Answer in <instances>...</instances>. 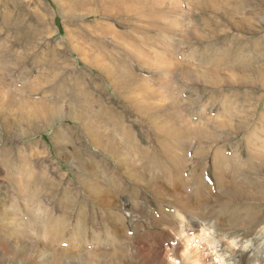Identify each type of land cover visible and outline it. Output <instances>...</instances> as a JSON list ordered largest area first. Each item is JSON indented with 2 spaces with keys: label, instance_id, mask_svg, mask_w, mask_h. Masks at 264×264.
<instances>
[{
  "label": "rangeland",
  "instance_id": "rangeland-1",
  "mask_svg": "<svg viewBox=\"0 0 264 264\" xmlns=\"http://www.w3.org/2000/svg\"><path fill=\"white\" fill-rule=\"evenodd\" d=\"M229 1L216 2L228 3L235 8L232 14L224 15L210 8L206 9L209 11L196 8L189 11L187 0H179L181 14L175 15L177 21L173 20L174 17L169 21V15L161 16L158 21L162 28L174 24V34L178 35L170 36L168 31L162 33L152 27L153 21L148 18H136L130 14L111 15L113 12L100 14L97 4L91 6L94 12L87 13V3L76 8V2L70 1L76 11L70 18L61 7L62 0H0V90L13 92L18 102L19 99L30 101L29 110L33 108L34 112L33 102L59 105L56 101V95L61 91L58 83L64 78L68 88L72 86L79 90L84 87L89 92L86 103L91 105L85 110L80 105L77 110L96 117V108L102 105L105 113L98 129L106 134L104 139H112L113 143L124 147L122 151L132 157L130 160H134L137 171L160 177V185L165 192L168 191L157 199L146 187L133 182L112 157L91 143L77 119L62 117L46 126L38 122V127L34 123L38 130L30 129L19 122L18 102L15 101L7 113L16 130L5 132L0 121V200L4 203L0 205V209L3 208L0 217L7 218L0 220L3 222L0 224V242L8 243L14 250L23 247L27 253L24 252L32 254V257L4 254L0 246V264H86L81 258L86 252H96L101 256L99 259L110 256L107 264H117L113 255L119 249L124 247L131 251L137 246L150 248L157 255L130 252L131 255L127 256L125 253L126 257H118L123 264H181L180 252L176 256L169 253L167 258L157 252L176 246L196 248L198 264H264V202L229 200L222 195L228 183L238 181L236 185L247 187L248 180L264 176V170L259 169V161L256 163V156L264 157V87L258 85L259 80L251 75L252 79L245 80L253 82L250 85H222L217 88L186 81L181 77V70L164 68L169 72L155 71L139 66L128 48H119L109 36L99 40L95 35L116 32L126 36L136 34L140 41L151 39L154 44L172 42L171 50L178 63L192 69L203 68L205 72L210 71L208 69L212 65L206 64L213 59L221 60L216 66L222 71L249 64L247 71L254 72L253 68H258L264 72V4L259 0ZM167 2L160 3L162 6L158 5V9H170ZM192 32L201 35L197 34L199 37L196 38L190 34ZM153 50L157 53L153 55L151 50L148 55L153 61H160L161 54L167 57L170 53L160 47ZM93 56L106 58V61L115 57L118 65L128 66L136 77L148 79L149 85L159 89L167 103L160 106L162 111L155 116H167L172 112L170 103L178 101L184 120L196 128H207L215 137L199 140L174 117L166 120L173 124L172 129L183 130L184 133L180 132L186 138L189 135L188 142L183 144L180 140L174 144L172 139L157 134L151 124L136 116L127 101L124 102V96L130 100L132 94L128 90L115 91L101 71L88 64L87 58L92 59ZM163 80L169 81L172 89L161 83ZM148 95L151 97L149 92L145 97ZM78 98L80 103L84 101V95ZM155 103L164 104V101L157 99ZM66 106L61 105L62 108ZM27 109L25 107L23 112ZM112 113L113 118L110 117ZM238 121L244 126L239 131L227 127L237 125ZM216 122L227 125L216 128ZM121 128L127 133L124 135L126 142L120 138ZM55 135L63 139L61 144L56 143ZM162 145L181 148L185 152L186 163L182 168L171 164ZM133 148H138L142 155H131ZM219 151L234 161L217 164L215 169V156ZM251 166H255L253 171ZM30 168L47 183L46 188L38 187L43 192L41 202L40 199L35 202L32 190L17 194L15 184L7 178L12 176L23 180ZM218 168L228 173H224L228 183L222 181L220 188L217 177L223 180V176L217 174ZM234 169L236 174L229 175ZM77 173L86 179L95 174L106 192L100 195L101 199L104 196L105 202L108 200L110 203L105 205L94 201L79 184ZM180 175L178 186H169L170 179ZM191 180L194 185L185 190V182L191 184ZM20 188L24 189L23 183ZM47 192L51 196L44 195ZM178 192L192 198L193 212L189 209L192 214L188 215L185 213L187 209L174 203L173 193ZM220 196L222 199L216 201L215 198ZM250 209L261 213V217L250 228L244 229L246 222L237 219L242 220ZM220 212L223 222L215 223L212 214L217 217ZM163 214L171 217V221L163 223ZM229 215L235 216L231 218ZM225 218L232 227H226ZM56 226L59 239H45L48 236L46 232ZM13 229L19 234L14 235L17 231ZM23 230L26 232L24 235L21 233ZM37 241L38 244H31Z\"/></svg>",
  "mask_w": 264,
  "mask_h": 264
},
{
  "label": "bare ground",
  "instance_id": "bare-ground-1",
  "mask_svg": "<svg viewBox=\"0 0 264 264\" xmlns=\"http://www.w3.org/2000/svg\"><path fill=\"white\" fill-rule=\"evenodd\" d=\"M70 1L76 2L75 3L76 8H81L82 4L87 3L89 6V9H87V13L94 12V10L92 9L91 6L94 7L95 4H97L98 10L100 9V12H99L100 14L102 13L105 15H109V14H111V12H113L114 14H111V15H117L118 16V14H120V15L121 14H125V15L130 14L131 16H135L136 18H142V19L148 18V20L151 19L153 21V24L151 23V26L157 30H160V32L164 33V31H168L170 33V36L178 35V34H174L175 33L173 30L174 24L171 23L172 26H170L168 24L165 28H162V26L158 25V21L160 20L159 18L161 16L165 18L166 16L168 17V15H169V17H168L169 21L171 18L173 19V17H174L173 20L177 21L175 19V15L181 14V9L179 7V0H166L171 5V8L167 9L164 7L165 9L162 8L160 10L158 9V5H161L160 3H162V2L165 3V0H96L95 4H94V2L91 3L90 0H62V6H61L62 9L64 10V12L67 16L72 18L75 16L76 11H75V9H73V6L70 5ZM217 1L218 0H187V5L189 6V11H191L194 8H196L200 11H209L206 9L210 8L211 11H214V12L219 13V14L222 13L224 15H228V13L232 14V12L235 11V8L232 7L231 5L229 6L228 3L218 4V3H216ZM226 1L230 2L229 0H226ZM234 1H236V0H234ZM251 1L253 2L254 0H251ZM259 2H263V4H264V0H259ZM144 12H146L145 15H144ZM233 16H231V19H233ZM234 18H235V16H234ZM190 34L196 38L199 37L197 34L201 35L200 33H193V32ZM95 35L99 40H103L109 36V38H111L112 40H114L118 44L119 48H128L130 50L131 54H133L135 56L134 58L137 60V63L139 66H142L145 68H153L155 71L166 70L164 68H172L173 71H174V69L175 70H181V72H182L181 77L183 80H186V81L198 82V83H201L205 86L206 85L213 86L214 88H217L218 86H222V85L223 86H232V85L237 86L238 84H240L241 86H244V85H250V83H253V82H248L245 80H250V77L252 79L251 75H255L256 79L259 80V81H257L258 85H260L261 87H264V72L258 68H253L254 72L247 71V68H250L249 64H244L239 69L237 67L236 68L232 67L228 71H226V70L222 71L221 69H219L216 66L217 63H221V60L213 59V61L211 60L210 63L208 62L206 64V65H212L208 69L210 71L205 72L203 70V68L192 69L191 67H185V66L181 65L180 63H178L174 58V55L172 53L173 51L171 50L172 42H170V43L167 42L166 44H163L162 42H160L159 44H154V42L151 39L148 41H146V40L140 41V38L136 37V34H133V36H131V34H128V36H126L124 34H118L116 32H113V34H112V32L110 34H105L104 32H100V34H95ZM138 35H140V34H138ZM158 47H160L161 49H168V51L170 53H168L167 57H165V54H161V56H159L160 61H156V60L153 61L150 59V57L148 55L151 54L150 53L151 50L153 51L152 53L154 55L156 51H154L153 49L154 48L158 49ZM155 56H153V57H155ZM169 58H171L172 60ZM87 59H88L87 62L90 66H93L95 69H97V70L99 69L101 71L103 76L110 82V84L113 86L115 91L122 92V91L128 90L132 94V97H130V100H128V98H126L125 97L126 95H125L123 98L124 102L127 101V103L131 106V109L136 113V116H141L142 118H144L145 121H147L149 124H151L153 126V128L155 129V132L157 134H160L162 136H165L166 138L172 139L174 144L177 142H180V140L182 141L181 143H183V144L187 143L189 135L186 138L185 135H183L181 133V132L184 133L183 130H180L181 131L180 132L179 130L172 129L171 126L173 124H171L169 122V120H166V118L170 119L171 117H174V118H177L179 120L180 124L183 123L186 125L187 131L189 134H191V135L196 134L198 136L199 140L206 141V140H211L215 137L213 134H211V132L207 128H205V127L202 129L196 128V126L193 125L191 122H189L188 120H184L182 118V112L183 111L178 106L179 105L177 103L178 101H172L170 103V106L172 107V112L169 114H166L167 116H165V117L155 116V115H158L160 113V111H162L161 107H163V105H165V103H167L163 99L164 95L161 94L162 92L159 91V89L153 88L152 85H149L148 79H147L148 80L147 81V80H144L145 78L141 79V78L136 77L134 75L133 71L130 68L128 69V66L118 65L116 63L117 59L115 57L110 58V60H108V61H106V58L98 57V56L97 57L93 56L92 59L91 58H87ZM157 59H158V57H157ZM215 61H217V62H215ZM214 66H216V68ZM51 69H52V67L50 68V70ZM167 72H169V71H167ZM54 75H56V74H54ZM66 83L67 82H66L65 78L58 83L61 91L59 92L58 95H56V94L55 95L57 96L56 101L59 102V105H57V104H55V105L49 104L48 105L45 102H39V101L33 102L32 104L34 107V112H33V108H32V110L31 109L29 110V104L28 103L30 101L28 102V101H25L23 99H19V102H18V101H16V98L13 95V92H10L9 90H7V91L6 90L5 91L0 90V121H1L2 127L4 128L5 132L7 131L8 133H11L14 130H16V127L14 126L13 122L10 121L11 118L9 117V114L7 113V109L10 108L12 105L16 104L15 101L18 102L17 103V106H18L17 112H19L21 114V116L19 114V117H20L18 119L19 122H22V124H26L32 130H38L39 129V128H37L38 122L42 123V126H46L50 122H52L53 120H56L59 118L61 119L62 117H71L73 119H77L78 124L81 127V130L84 132L85 135H87V138H89L91 143L96 148L104 151L110 157H112L122 167L125 174H127L132 179L133 182L139 183V184L143 185L144 187H146V189H148L152 194H154L157 199L162 198L168 191L165 192V189L160 185L161 181H159V179H161V178L158 177L159 178L158 179V178H156L154 176H150L148 174L144 175V174L139 173L135 167V164L133 163L134 160H133V162L130 160L132 157L130 158V155H128L122 151L124 149V147H119L117 144L112 142V139H110V140L108 138L104 139L106 134L102 130L98 129L101 126V124H99V122L103 121V119H104V113H105L104 107L102 105H100L99 107L96 108V110H97V116L96 117L94 115H91V113H89V112L77 110V107L80 105L84 107V110L87 109V107L91 105L89 102L86 103V97L88 96L89 92L84 87H80L79 90H77L78 88H75L72 86H71V88H68L67 87L68 83L67 84ZM161 83H163L165 85L168 84L169 89H172V86L169 83V81L163 80V81H161ZM74 85H75V83H74ZM75 86H77V85H75ZM147 92L150 93L151 97L149 95H148L149 96L148 98L145 97ZM81 95H84V101L82 103H80V100L78 98ZM165 98H166V96H165ZM157 99L163 100L164 104L155 103ZM186 103H188V101ZM62 104H67V106L65 108L64 107L62 108L61 107ZM25 107H27L28 109L24 113L23 109ZM28 110L32 111V114H28V112H29ZM113 115H114L113 113L110 114V117L113 118ZM25 116L30 117L31 119L25 118ZM34 123H36L37 127L34 125ZM175 123L176 122L174 121V125H176ZM226 125L227 124L220 123V122L215 123L216 128L217 127L223 128ZM241 125H242V122L238 121L237 125L236 124H234L232 126L227 125V127H229L230 129H233L234 131H239L242 127H244ZM202 131H205V133L202 134L201 133ZM116 132H117V130H116ZM185 132H186V130H185ZM119 134H121L120 135L121 140L126 142L127 137H125L124 135H126L127 133L125 134V132L122 129ZM55 136H57V135H55ZM55 138H56V140L55 139L54 140L56 141V143L61 144L63 142V139L60 136L59 137L57 136ZM208 138H210V139H208ZM162 148H163V152H164L165 156L170 159L171 164L175 165L178 168H182L184 166V164L186 163L185 152L183 153V151H181V148L170 147V146H165V145H162ZM162 148H158V150L161 151ZM137 149L138 148H133L131 151V155H133V156L142 155V153L139 152ZM19 159L22 160L21 157ZM230 160H233V159H228V157H225L219 151V154H216V156H215L214 168L216 169L217 164L222 165V163H228ZM258 161H259V163H258L259 169L264 170V157L263 156H256V163ZM156 162L162 163L161 160H156ZM3 163H5V161H3ZM256 163H255V165H256ZM238 164H240V163L238 162ZM82 165H83V163H82ZM252 167L253 166H251V170L255 168V166L253 168ZM83 169H84V171H86V168L83 167ZM83 169H81L79 171H82ZM218 169H219V173H217V174L220 176L221 175L223 176V180H221V177H217L218 188H220L222 181L225 184L228 183L224 179V175H225L224 173L226 172L225 170H227V166L224 167V169H225L224 173L222 172L223 171L222 168H218ZM27 173H28V175L25 176L23 180H21V179L17 180L16 178H14L12 176H9L7 178L15 184L14 190H15V192L17 191V194L20 192L24 193V191L30 192V190H32L33 194H34V195H32V197L34 196L33 199L34 198L36 199L35 202H38V199H40L39 201L41 202V199H42L41 197L43 195V192L38 187L46 188V185H47L46 180L41 178L38 174L36 175L33 172L32 168H30L29 172L27 171ZM31 173H33V174H31ZM235 174L236 173H235V169H234L233 173H230L229 175H235ZM77 175H78V173H77ZM80 176H81V174H80ZM92 176L93 177L90 179H86L85 177H84L85 178L84 179V178H80L78 175L77 178H78L79 184H81L83 186V189L85 190V192L92 199H94V201H98L100 204L103 203L105 205H108V203H110V202L108 200H107V202H105L106 201V200H104L105 197L103 196V198L101 199V196H100L102 194H105L106 192L100 186V183L97 181V177L95 176V174H93ZM181 176L182 175L178 176V178L172 177L170 179L171 182H170L169 186H171V187L178 186L177 182H179V180L181 179ZM22 183H23L24 189L20 188ZM185 183L187 184L185 186V190L188 186L194 185L193 184L194 181H192V180L190 181L191 184H188V182H185ZM236 183H238V181H236L234 184L228 183V185H226L224 191L222 192L224 199H229V200L238 199L240 201L251 200V201H256V203L264 202V176L263 175L258 180H255V179L252 181L248 180V182L246 183L247 187H245L243 184L242 185L241 184L236 185ZM203 186L206 187L204 183H203ZM188 191H191V189L190 190L188 189ZM192 191H194V190H192ZM133 194H134V192H133ZM28 195L30 196V194H28ZM44 195L51 196V194L49 192H47V194H44ZM173 196H174L173 200L177 202V203L174 202L175 204H178L179 207L187 209L188 211L185 210V213H188V215L192 214L193 209H194L193 206L191 205V199L192 198L190 199L185 194L182 195V193H179V192L173 193ZM215 199H216V201H220L222 199V197L220 196V197L215 198ZM31 200H30V202L32 203ZM14 201H16V200H14ZM33 202H34V200H33ZM13 203H17V202H13ZM3 204L4 203L2 202V200H0V205H3ZM14 206H16V205H14ZM186 207H188V208H186ZM2 209H0V210H2ZM189 209L192 210V212ZM31 212L33 213V211H31ZM257 213H258V211L254 210V209H250L249 212L243 216L242 220L237 219V221H245L246 226L242 227V228L248 229L261 217V213H258V214ZM214 215H215V213L212 214V218H213V221L215 223H218L219 221L223 222V215L221 212L217 217H214ZM199 216H202V214H200ZM234 216L235 215H229L228 217L232 218ZM0 220L5 221V220H7V218L2 216V217H0ZM167 221L170 222L171 217L163 214L162 222L167 223ZM225 222H226V218H225L224 223ZM1 223H3V222H1ZM227 226L230 228V227H232V224L230 222H226V227ZM13 231L16 232L17 230L13 229ZM5 232H6V230H5ZM58 232H59L58 227L56 226L54 229L50 230V232H46L48 236L44 237V238L47 240H50V239H53L54 241L58 240L59 239ZM21 233L23 235L26 234L25 230H23ZM18 234L19 233L17 231L14 235H18ZM27 235H28V233H27ZM30 240H32V238ZM43 240L44 239H42V241ZM38 243L39 242L37 241V242H32L31 244H38ZM0 246L2 247L1 249H2V252L4 254H7V255L8 254H10V255L24 254L30 258L32 257L31 256L32 254H26L27 251L23 247L22 248L19 247V248H21V250L19 248L17 250L10 249L9 248L10 246L8 245V243H6L4 241L0 242ZM127 249L128 248L125 249L123 247V249H119L120 251L117 254L113 255V257L115 256L114 260H115V262H117V264H123L118 257H122L125 253L127 254V256L131 255V253H133V252H136V253L141 252L143 254H147V252H149L153 255H157L155 253L156 251H153L150 248H143V247L137 246L135 249H133V250L131 249V251H128ZM24 251H26V253ZM35 252L38 253V251H35ZM157 252L159 255H161L164 258H167L169 253L176 256V255H178L177 253L180 252V257L182 260L181 264L182 263H184V264H198L199 253H198V250H196V248H194V247H191V249H187V248H181L179 246H176V248L172 247V248H169L166 250H161V251L157 250ZM95 253L96 252H86V253L81 255V258L85 261L86 264H104V262L107 264L110 256L104 255L105 257H102L101 259H99L101 256L97 255ZM14 257H16V256H14ZM175 262H177V261H175Z\"/></svg>",
  "mask_w": 264,
  "mask_h": 264
}]
</instances>
